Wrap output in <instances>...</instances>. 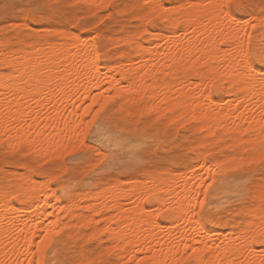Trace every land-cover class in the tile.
Returning <instances> with one entry per match:
<instances>
[{"label": "bare ground", "instance_id": "bare-ground-1", "mask_svg": "<svg viewBox=\"0 0 264 264\" xmlns=\"http://www.w3.org/2000/svg\"><path fill=\"white\" fill-rule=\"evenodd\" d=\"M83 1L88 8L108 2ZM152 2L149 11L137 17L150 25L157 18L162 30L149 33L157 43L153 48L145 44L143 34L149 31L144 24V29L122 39L132 44L133 53H122L123 61L116 65L101 63L105 56L97 40L62 30L57 40L23 42L8 49L0 46V142L14 150L23 145L45 159L59 158L82 143L75 128L84 108L107 107L118 100L126 114L192 119L212 141L232 131L228 144L245 142L248 150H257L251 157L261 159L264 80L250 73L240 49L247 47L249 39L254 44L252 25L264 24V16H237V22L229 25L215 8L217 0H180L170 7L162 0ZM157 5L162 7L157 10ZM216 80L221 81V88L214 85ZM222 91L221 97L214 96ZM198 157L197 168L192 169L194 165L167 178L150 176L148 182L143 178L126 184L119 180L96 192H85L78 199L88 201L84 204L87 212L80 210L82 204L68 195L57 177L37 179L40 172L32 167L12 172L13 183L0 184V264H27L39 258L31 253L44 233L72 227L82 234H86L82 228L88 227L91 235H105L112 244L109 250L117 251V259H125V264L129 258L154 264H182L188 258L191 264H246L250 257L243 247L245 237L264 231V183L254 195L255 205L245 207L248 220L241 229L218 232L205 224L204 211L211 184L225 160L210 162L206 152ZM53 244L43 257L45 264Z\"/></svg>", "mask_w": 264, "mask_h": 264}, {"label": "rangeland", "instance_id": "rangeland-1", "mask_svg": "<svg viewBox=\"0 0 264 264\" xmlns=\"http://www.w3.org/2000/svg\"><path fill=\"white\" fill-rule=\"evenodd\" d=\"M152 1L157 2V0ZM152 1L108 0V6L106 3L101 5L103 7L99 5L88 8L83 0H0V4L48 5V8L43 9L46 15H40L34 19L27 18V7H24L23 14L20 9L10 15L0 13V42L2 43L0 46L3 49H8L21 46L23 42L37 40L42 42L46 38L57 40L59 39L57 34L62 30L97 40L101 53L105 56L101 63L116 65L123 61L122 53H133L132 44L126 43L122 39L144 29L145 25L149 31H145L143 34L145 44L153 48L157 43L149 34L151 32L159 33L162 30L157 18L154 17L153 25H150V23L140 21L137 17L149 11ZM162 1L167 7H170L180 0ZM245 2L253 7L248 12L238 13V17L249 19L253 16H264L261 14L264 0H245ZM46 28L48 29L46 30ZM253 31V46L256 48L264 46V24L256 26ZM214 85L221 88L222 84L220 80H216ZM222 93L223 91L216 92L214 96L221 97ZM121 111L119 101L112 102L105 108L107 116L101 125L90 130V135L87 138L82 136V143L79 147L64 153L65 155L63 154L59 158L45 159L46 157L36 155L23 145L17 146V149L14 150V147L9 148L6 142H0V184L13 183L15 177L12 172L15 174L25 168L32 167L36 172H40V175L36 174L37 179H45L46 175L57 177L58 184L63 186L69 196L77 200L78 196L81 198L85 192H96L98 189L121 180L126 181L120 182L123 184L134 179L136 181L145 179L148 182L150 176L161 175L167 178L170 173L186 172L194 165L196 166L192 169H195L199 163V154L206 152L210 162H215L217 159H223L225 162L223 169L216 174V182L211 184L212 193L204 211V222L208 227L224 234L239 231L244 222L248 220V216L244 213L246 208L255 205L254 195L261 188L262 182L264 183V156H260L261 159L256 156L255 158L251 157L257 153V150H248L245 142H241L238 146H231L232 131H226L219 140L212 141L213 137L206 134L204 130L197 129L199 124L192 119L191 121L186 118L170 120L167 115L155 116L137 112L126 114ZM183 121L188 122L184 123ZM180 122L184 124L181 126ZM129 138L133 139V142ZM209 140L210 142H207ZM128 141L132 143L128 145ZM202 142H206V144H202ZM229 142L230 144H228ZM194 144L196 146H192ZM237 155H242V157L239 156L240 159H238ZM229 156L230 159H228ZM248 158L251 161L247 160ZM44 159L45 161H43ZM38 162L39 164H37ZM161 171L164 172L161 173ZM9 176H11L10 179ZM211 182L212 180H210ZM58 191L61 197L66 200L67 195L61 187ZM78 202L80 205L82 204L80 210L87 212L84 204L86 202L88 204V201L83 199ZM102 213L105 212L102 211L101 215ZM101 215H97L96 218L100 220ZM82 230H85L86 234L76 231L75 227L60 232L59 236L55 237L46 263L65 264V261H69L70 264H84L83 262H86L85 264L126 263L125 259H120V261L117 259V251L113 248L109 250L112 246H108L112 244L105 235L98 237L91 235L89 234L91 228L88 227H83ZM191 263L192 260L188 258L182 264Z\"/></svg>", "mask_w": 264, "mask_h": 264}, {"label": "snow or ice", "instance_id": "snow-or-ice-1", "mask_svg": "<svg viewBox=\"0 0 264 264\" xmlns=\"http://www.w3.org/2000/svg\"><path fill=\"white\" fill-rule=\"evenodd\" d=\"M24 7H27L28 10V19H34L40 15H46L43 12V9L48 8V5L32 4L28 6H21L16 3H4L0 4V13L3 15H10L15 13L17 9L21 10L23 14ZM162 5H157L156 8L159 10ZM253 6L246 3L245 0H217L215 5L216 10L218 11L219 16L226 24H235L237 22L236 17L238 13L248 12ZM251 14V13H249ZM261 14L264 15V6H261ZM255 28V25H252ZM241 59L247 64V68L252 75L259 74V78L264 80V46L256 48L252 45L251 40L249 39L247 47L243 45L240 49ZM93 104L96 103V98L93 97ZM106 105H97L96 108H93L91 105L84 108L83 115L80 117V124L75 128V131L80 133V136L87 138L90 135V130L99 127L102 121L107 116L105 112ZM90 117V118H89ZM89 118L87 121V127H85L84 120ZM83 129V131H81ZM261 133L264 134V128L261 129ZM79 140V136L77 137ZM264 144V141L261 142ZM44 238L40 240V243L35 246V251L31 253L33 258L27 260V264H45V257L51 246L53 244L52 237L59 236L58 232H46L43 234ZM245 251L248 252L249 259L246 264H264V231L253 233L251 236L245 237V244L243 245ZM258 247V251H257ZM194 251V250H193ZM65 264H70L69 261H65ZM127 264H154V262L147 261H132L129 258Z\"/></svg>", "mask_w": 264, "mask_h": 264}]
</instances>
